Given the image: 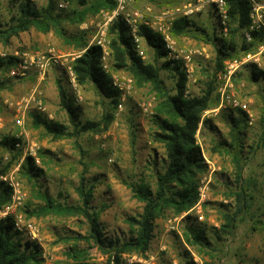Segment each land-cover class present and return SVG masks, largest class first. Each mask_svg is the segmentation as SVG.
Instances as JSON below:
<instances>
[{
  "label": "rangeland",
  "instance_id": "374dc122",
  "mask_svg": "<svg viewBox=\"0 0 264 264\" xmlns=\"http://www.w3.org/2000/svg\"><path fill=\"white\" fill-rule=\"evenodd\" d=\"M21 3L43 10L48 0H2L0 29L6 30L17 23L21 18ZM150 3L154 13H158L184 4H196L197 0H137L135 7L143 9ZM82 9L78 0H70L68 9L57 8L55 12L66 15ZM113 9L90 14L81 24L64 21L62 33L54 29L45 33L32 27L8 41L0 40V58L15 59L13 65L1 73L5 89L0 93V140L8 136L38 148L34 157H24L22 149L14 148L17 158L8 173L0 177L8 187L6 177L12 176L19 183L22 201L15 213L22 214L37 228L36 238L29 233L20 235L24 245L29 243L30 247L40 250L37 260L31 264H73L72 249L83 250L82 257L91 264H110L108 241L128 239L131 235L128 219L143 212L144 203L135 198L129 184L144 180L156 189V175L165 165V149L152 139L157 131L153 121L157 96L151 85L137 86L128 70L116 67L113 25L108 27L111 68L107 74L112 83L114 79H132V92L121 110L92 83L80 85L78 78L73 83L66 71L67 65L73 67L74 61L93 45L98 24L104 22V13ZM189 18L195 24L191 32L184 36L173 34L177 50H183L184 54L198 52L191 57L193 77L191 83L187 79L185 93L200 96L211 80L216 82L211 108L204 113L197 133L208 166L198 187L199 192L203 190V198L200 205L181 215L166 211L156 221L148 252L144 256L125 253L121 263L264 264V226L259 222L264 221V78L257 82L250 79L251 68L246 65L252 66V61L241 66L232 78L231 92L249 102L254 115L252 120L241 109L217 110L220 104L217 74L220 71L215 74L217 51L214 41L208 38L213 40L215 30H219V19L212 7H205ZM136 49L139 55L137 46ZM141 50L144 57H140L147 63H154L155 52L145 41L141 43ZM43 56L49 59L46 69L29 65L23 70L24 61L34 57L37 61ZM239 57L240 60L243 55ZM164 61L170 60L166 58L160 63ZM253 64L264 70V53ZM182 70L185 73V69ZM174 75L170 70L161 71L172 93H175ZM58 81L66 87L83 122H98L106 113L113 115V119L100 131L82 133L77 140L56 138L44 127H36L33 113L72 128L61 106ZM39 103L44 110L39 109ZM234 119L240 121V129L235 127ZM205 120L207 125H203ZM232 131H236L239 141L233 140ZM13 152L0 145V166L10 161ZM27 158H32L42 170L38 178H30L25 173L23 166ZM83 173L95 186L92 205L103 227L105 248L80 238L87 237L90 232L82 216H30L28 213L45 204L42 197L45 193L61 204L78 205L80 197L76 188ZM11 203L12 199L1 211ZM236 213L238 220L233 235L222 234L224 215ZM188 216L191 220H186ZM191 223L207 230L208 247L187 241L186 226Z\"/></svg>",
  "mask_w": 264,
  "mask_h": 264
},
{
  "label": "trees",
  "instance_id": "16d2710c",
  "mask_svg": "<svg viewBox=\"0 0 264 264\" xmlns=\"http://www.w3.org/2000/svg\"><path fill=\"white\" fill-rule=\"evenodd\" d=\"M228 5L227 32L224 25L219 22V30H215L213 40L216 48L215 74L224 68L227 59H238L240 55L254 54L260 46L264 45V31H252V39L248 41L245 34L250 32V4L247 0H226ZM83 6L82 10H74L66 15L56 14L57 0H48L47 7L39 10L29 3L20 4L21 18L17 23L6 30L0 29V40L8 41L12 36L27 31L34 27L41 32L55 30L62 33L64 21L73 24H81L90 14H95L102 9H113L115 0H78ZM195 24L190 18L179 17L174 25V36H184L191 32ZM114 38L112 48L116 60V67L128 70L141 87L149 84L157 96L156 113L153 121L157 131L152 135L154 142L161 143L166 152L165 165L162 172L157 173L156 189H153L146 181L137 184H129L136 199L144 203L143 212L138 217L128 219L131 227V235L126 240H109L108 247L111 250L110 264H122V255L137 254L144 256L150 249L154 237L157 219L166 211L171 210L175 215H181L193 209L199 200V181L208 166L204 158L203 150L197 139L199 125L203 115L211 108V101L216 91V82L211 80L200 96L191 95L185 97L187 76L182 70V63L165 60L168 50L160 35L146 26L140 27V36L146 44L155 52L154 63H147L137 52L136 45L130 35V29L126 23L119 19L112 28ZM79 46H81L78 43ZM85 45V44H83ZM86 46V45H85ZM84 46V47H85ZM83 49V48H82ZM101 49L92 45L73 64L80 85L92 83L106 99L111 100L114 107L119 104V91L113 86L112 78L104 72L101 66ZM14 58H0V93L5 89V83L1 80V73L8 70L14 63ZM251 68L250 79L253 82L264 78V70L258 65H246ZM162 70L174 72L175 93H172L165 85ZM214 74V75H215ZM216 77V76H215ZM62 108L67 112L70 125L68 128L59 122L48 121L42 115L33 113L36 127H44L45 130L56 138L71 137L76 140L82 133L98 132L106 126L113 115L106 113L100 121L83 122L75 103L70 99L66 87L61 81L57 82ZM244 113V112H243ZM245 114V113H244ZM264 124V114L262 116ZM237 129H240V121L234 119ZM207 125V120L203 121ZM232 131L233 140L239 141V137ZM240 134V132H238ZM18 139L5 136L0 140V145L9 151H14ZM13 152L10 161L0 166V177L8 173L16 160ZM23 169L30 178H38L41 169L32 158H27ZM95 186L84 175L80 177L76 191L80 197L78 205H65L59 203L48 193L42 195L45 204L37 210L28 212L30 216H82L89 225L90 232L87 237L80 238L93 243L100 248H105L103 227L99 221V214L95 211L92 201ZM12 190L0 181V211L10 203ZM186 220H191L188 216ZM238 214H225L221 231L224 235H233L236 228ZM264 226V221H259ZM16 228L11 216L0 218V264H31L34 263L40 250L38 247H30L23 244L21 235ZM219 236V232H216ZM186 239L190 244L208 247L207 230L196 227L193 223L186 226ZM73 264H91L82 257L83 250L76 252L72 249Z\"/></svg>",
  "mask_w": 264,
  "mask_h": 264
},
{
  "label": "built area",
  "instance_id": "2783aa9c",
  "mask_svg": "<svg viewBox=\"0 0 264 264\" xmlns=\"http://www.w3.org/2000/svg\"><path fill=\"white\" fill-rule=\"evenodd\" d=\"M137 0H115L116 6L111 12L104 13V22L98 24V31L93 39V45L98 46L101 49V66L105 73L110 71L109 57L111 53L110 48V39H108V27L113 25L119 19H122L130 29V35L139 49V56L144 57V51L141 50V43L144 39L140 36V27L146 26L152 31L161 36L165 43V47L168 50L167 58L170 61L181 62L182 67L185 69V73L188 79V82L191 83L193 77V65L191 63V57L193 54H197V51H190V53H185L183 50H177L175 47V40L173 36V29L176 20L179 17H191L196 13L201 12L205 7H212L219 19V22L224 25V32H227L226 23L228 21V5L226 0H197L196 4H184L182 6L165 9L158 13H154L153 5L150 3L145 8L141 9L135 7ZM153 1V0H150ZM250 4V18L251 26L250 32L245 34L246 39L251 41L252 31H264V0H247ZM2 0H0V3ZM70 0H57V8L59 10H66L69 8ZM91 47L89 45L87 49ZM86 49V50H87ZM85 50V51H86ZM264 51V45L260 49ZM80 57V56H79ZM255 55H245L240 60H228L225 62V67L217 74L218 82V92L220 94V104L217 110H221L226 107H231L234 109H241L244 111L250 120L254 118L252 110L250 108L249 102L243 100L239 97H236L232 92V78L236 71L246 63H249L255 60ZM23 70H27L29 65H36L40 68L46 69L48 66L49 59L46 60V57H38L37 61L35 57L24 61ZM55 62H58L55 60ZM63 66H66L61 62ZM26 65V66H25ZM66 71L73 83H76L77 77L72 65H67ZM26 73H22L25 75ZM113 86L119 91L120 99L118 108L122 109L127 98L132 92V79L124 80H113ZM185 97H188V91L185 93ZM39 109L44 110L39 103ZM22 122L19 121V124ZM15 149H22L24 151V157L32 156L34 157L37 153V146L35 144H24L22 142H17L15 144ZM5 180L8 182V185L13 191L12 203L3 211L0 212V218L6 216H11L15 223V228L20 233H29L34 238L37 237V228L36 226L27 221L22 214L15 213V209L18 205L21 204L22 196L20 194V186L16 180L10 176L6 177ZM203 198V190L200 189L198 205L201 203ZM196 204V205H197Z\"/></svg>",
  "mask_w": 264,
  "mask_h": 264
},
{
  "label": "crops",
  "instance_id": "0c3cea01",
  "mask_svg": "<svg viewBox=\"0 0 264 264\" xmlns=\"http://www.w3.org/2000/svg\"><path fill=\"white\" fill-rule=\"evenodd\" d=\"M209 9H210V8H209ZM207 11H209V10H207ZM214 12H215V10H214ZM215 14H216V12H215ZM262 46H263V45H262ZM262 46H260V48L258 49V51H257L256 53L251 54V55H255V56H256L255 60L252 61L253 63H254V62H255V63L258 62V60L261 58L262 54L264 53V51H261V50H260Z\"/></svg>",
  "mask_w": 264,
  "mask_h": 264
}]
</instances>
